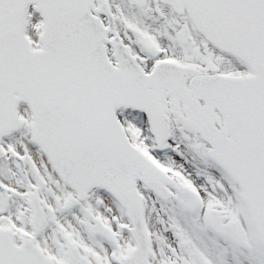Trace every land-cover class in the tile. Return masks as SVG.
Wrapping results in <instances>:
<instances>
[{
    "label": "snow or ice",
    "instance_id": "obj_1",
    "mask_svg": "<svg viewBox=\"0 0 264 264\" xmlns=\"http://www.w3.org/2000/svg\"><path fill=\"white\" fill-rule=\"evenodd\" d=\"M0 264H264V0H0Z\"/></svg>",
    "mask_w": 264,
    "mask_h": 264
}]
</instances>
